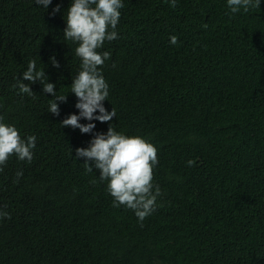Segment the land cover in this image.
I'll return each instance as SVG.
<instances>
[{"label": "trees", "instance_id": "obj_1", "mask_svg": "<svg viewBox=\"0 0 264 264\" xmlns=\"http://www.w3.org/2000/svg\"><path fill=\"white\" fill-rule=\"evenodd\" d=\"M123 2L118 39L99 50L111 53L104 103L117 131L157 148L156 210L140 222L113 207L107 182L75 158L90 135L60 124L78 113L69 92L80 60L63 38L69 0L47 11L0 0V117L37 137L31 162L13 155L0 171V209L11 216L0 219V264H264V0L235 14L226 0ZM30 60L69 94L60 117L39 82L33 96L13 87Z\"/></svg>", "mask_w": 264, "mask_h": 264}, {"label": "clouds", "instance_id": "obj_2", "mask_svg": "<svg viewBox=\"0 0 264 264\" xmlns=\"http://www.w3.org/2000/svg\"><path fill=\"white\" fill-rule=\"evenodd\" d=\"M38 7L46 11L53 0H34ZM175 7L177 0H166ZM227 7L235 14L245 12L261 3V0H226ZM123 0H69L64 10L66 27L63 30L65 41L76 44L75 56L79 58V69L72 76L69 94L76 97L75 108L78 113H71L60 121L63 128L78 129L89 134L86 146L75 148V158L83 161L85 170L99 173L98 179L106 181V191L113 198V207H125L134 212L140 222L150 216L157 207L161 190L153 183V169L158 165L157 148L145 137L127 135L117 131L110 123L116 117L115 108L111 111L105 106L109 101V83L103 75L102 66L111 58L109 51H99L105 41L118 39L117 25L121 18ZM62 5L52 8V14L61 12ZM178 37L170 36L169 42L175 45ZM52 67L59 69L60 63L55 56L50 57ZM115 67V65H113ZM25 81L30 83H25ZM39 82L43 94H51L47 112L60 117V103H66L68 95L57 94V84L50 82L45 70L38 69L35 60H30L17 78L14 88L20 94L33 96L31 85ZM81 121H86L82 123ZM96 122L108 123V129L96 131ZM37 146L36 135L22 136L20 130L0 117V171L11 156L19 161L31 162ZM188 166L194 161L188 160ZM17 178L23 176L16 172ZM18 182V180H17ZM10 213L0 209V219H10Z\"/></svg>", "mask_w": 264, "mask_h": 264}]
</instances>
